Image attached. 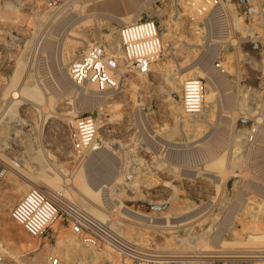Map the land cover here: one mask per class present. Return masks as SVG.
<instances>
[{"label":"rangeland","instance_id":"obj_1","mask_svg":"<svg viewBox=\"0 0 264 264\" xmlns=\"http://www.w3.org/2000/svg\"><path fill=\"white\" fill-rule=\"evenodd\" d=\"M206 1L138 0L134 7L119 6L113 14H108L124 19L125 24H129L133 16L137 20L156 21L163 56L151 65L147 76H138L117 54L118 88L107 94L108 91L82 86L95 91L100 97H108L78 109L80 105L76 104L79 103L80 92L66 78L68 64L93 44L109 49L107 40L113 37L117 41V29L121 25L111 17L93 15L96 10L93 5L101 3V0H65L56 9H48L43 0H0V118L11 117L9 128L0 125V136L19 164L25 162L24 166L36 168L37 165L31 164L29 158L36 152L43 165L50 166L51 176L53 174L57 179L55 187L60 201L74 203L88 215L95 212L94 216L90 215L93 218L98 213L103 214L102 220L100 216L94 219L112 225L111 228L121 238L155 256L157 261L163 260L159 264H264V167L261 164L262 153L256 150L255 144V132L258 130L256 120L262 115L264 106V0H224L221 18L215 6ZM247 7L257 8L258 14L247 15ZM48 43L50 49L45 50L44 45ZM79 43H82L81 46ZM207 53V68L223 81L222 85H215L210 95L211 88H208L205 75L197 74L199 59ZM63 60L65 66L62 69ZM215 62L220 63L222 71L214 67ZM185 65L190 72L186 70L180 73V67ZM185 73L205 83L206 101L202 113H206L200 112L205 119L200 117V113L187 115L182 111L181 86L189 77L179 86L169 79ZM15 74L19 79L11 87L10 79ZM56 74L64 79L68 90L70 87L73 90L70 88L69 93L61 90ZM26 81L34 82L28 83L41 91L44 101L36 104L24 100L15 104L16 107L12 106L13 101L19 99H16V95L12 96L13 91ZM28 83L25 86H29ZM48 84L50 87H46ZM223 97L231 103L226 104ZM50 98V102L46 103ZM9 108L13 110L11 116L8 114ZM16 120L35 128H14ZM91 120L99 124L93 150L75 151L69 141L75 137L79 126ZM180 120L188 123H180ZM219 129H224V142L221 146H213L214 151L211 148L208 151L210 138ZM99 150L108 151L106 154L114 159L115 177L119 176V183H122L113 185L117 190L114 189V192H118V188L121 192H118L120 195L116 200L112 201L109 197L108 203H114L108 206L109 209H104L102 204L92 201L84 191L78 190L79 186L81 190L88 187L82 158ZM206 150L211 154L207 155ZM152 159L155 163L175 168L174 174L161 167L154 170L151 167V163H154ZM217 159L222 162L219 166L215 164L219 161ZM26 160L27 165H31L27 166ZM132 161L139 163L138 172L128 169ZM19 168L8 172L0 180V252L5 264H50L49 256L57 258L60 264H124L117 254L106 247L82 244L63 222L56 221L39 239L30 238L13 223L9 210L30 188L27 186L29 178L36 176L32 168L26 170L24 176L19 173ZM139 173L143 176L139 182L135 180L137 183L134 185L132 180L134 187H127L125 182L130 181L131 184L130 179ZM205 173L219 178L214 180ZM36 177L43 181V178ZM166 205L174 209L183 207L185 211L180 212L185 213L176 218L168 215L172 218L165 225L166 221L161 219L163 215L158 214ZM190 205L193 207L190 208ZM184 216L189 221L186 222L188 229L174 232L172 226L180 222L174 223L172 219ZM170 223H173L172 226ZM187 235L190 236L188 240ZM71 237L75 242L71 241ZM69 242L79 248H72ZM211 251H215L214 254ZM252 251L257 253L252 254Z\"/></svg>","mask_w":264,"mask_h":264},{"label":"built area","instance_id":"obj_2","mask_svg":"<svg viewBox=\"0 0 264 264\" xmlns=\"http://www.w3.org/2000/svg\"><path fill=\"white\" fill-rule=\"evenodd\" d=\"M65 0H44L48 9H56ZM197 2L199 0H193ZM224 0H207L215 6L221 18ZM246 14H258V9L247 7ZM221 20V19H220ZM119 56L138 76H147L151 65L163 56L160 31L156 21L143 19L124 24L117 29ZM214 67L221 70L220 63ZM66 78L73 87L92 86L98 91H115L120 82L119 65L116 54L99 44H93L67 66ZM181 108L187 115H197L203 111L206 94L202 79L187 78L181 86ZM29 126L14 122V128ZM98 125L95 120L79 126L76 135L69 141L75 151L93 150ZM0 142V180L5 175L19 168V163ZM54 197V196H53ZM48 196L36 187H30L23 197L9 210V218L32 239L41 238L56 221L65 223L80 242L94 247H106L117 254L124 264H159L155 256L149 255L136 245L121 238L111 226L88 215L78 205L62 202L58 197ZM58 198V199H57ZM50 264H60L57 258L49 256ZM0 264H5L0 252Z\"/></svg>","mask_w":264,"mask_h":264},{"label":"bare ground","instance_id":"obj_3","mask_svg":"<svg viewBox=\"0 0 264 264\" xmlns=\"http://www.w3.org/2000/svg\"><path fill=\"white\" fill-rule=\"evenodd\" d=\"M44 1V0H43ZM102 2L101 3H98V4H96V5H93L94 7H96V8H94V9H96L95 11H93L94 12V14L93 15H96L97 17L98 16H100V18L101 17H103V16H107V17H111V18H113L115 21H117V23H119L120 25H124L125 24V21H123L124 19H122V18H117V17H115V16H110V15H108V14H113V12L114 11H116L117 9H118V7L119 6H123V8L125 7V8H131V7H134L136 4H137V1L138 0H101ZM92 2V1H91ZM140 2V1H139ZM44 3V2H43ZM64 3V2H63ZM96 3V2H95ZM94 3V4H95ZM45 5V4H44ZM90 6V5H89ZM92 6V5H91ZM140 7V6H139ZM58 8V7H57ZM137 8V7H136ZM93 9V8H92ZM125 10H127V9H125ZM118 12V11H117ZM55 13V12H54ZM57 13V12H56ZM219 13V12H218ZM123 14V13H122ZM222 14V13H221ZM124 16V15H123ZM129 16V15H128ZM105 18V19H108V18ZM122 17V16H121ZM126 17V16H125ZM131 17V16H130ZM212 16H210V18H211ZM62 18H63V16H62ZM217 18V17H216ZM130 19V18H129ZM57 20H59V19H57ZM102 20V19H101ZM104 20V19H103ZM137 20V18L135 17V16H133L130 20H129V22L128 23H131V22H134V21H136ZM211 20V19H210ZM213 20V19H212ZM209 21V20H208ZM50 22V21H49ZM61 28V27H60ZM50 31V30H49ZM47 32V31H46ZM57 35V34H56ZM113 38V37H112ZM112 38H108V40H107V43H108V46L110 47L109 48V50L111 51V52H113V53H115L116 54V57H117V54H119V49H118V43H117V41L115 40V39H112ZM78 40H80L81 38H77ZM48 42V41H47ZM46 42V43H47ZM51 43V42H50ZM84 43V42H83ZM80 44V43H79ZM82 44V43H81ZM81 44H80V46H81ZM77 46H79V45H77ZM79 46V47H80ZM83 48V47H82ZM44 49L45 50H48V49H50V44L48 43V44H46V45H44ZM112 49V50H111ZM116 49H117V51H116ZM115 50V51H114ZM208 59H209V56H208V53L207 54H205L204 56H202L200 59H199V62H198V67H197V69L199 70L198 71V75H199V73H200V75H205V78H206V81H207V85H208V88L210 87L211 88V93H209V95L210 94H212V92L215 90V85L216 84H218V85H222V83H223V81L220 79V78H218V77H216V76H214V74H213V72L212 71H210V69H208L207 68V64H208ZM210 62V61H209ZM67 63V62H66ZM182 64V63H181ZM176 65H178V63L176 64ZM179 65H180V63H179ZM64 66H65V63H64V60L61 62V68L63 69L64 68ZM183 66V65H182ZM186 66V65H185ZM193 66V65H192ZM191 66V67H192ZM179 67V66H178ZM37 69V68H36ZM189 67H183V68H181L180 67V69H179V72L180 73H183V72H185L186 70H188L189 71ZM196 70V69H195ZM45 71V70H44ZM197 71V70H196ZM196 71H194V72H196ZM35 72V71H34ZM123 72V71H122ZM190 72V71H189ZM188 72V73H189ZM38 73V72H37ZM44 73H46V71L44 72ZM188 73H185V74H182L181 76H176L175 75V77H172V80L171 79H169L170 80V82L172 81V82H174L173 84H175V86H179L180 85V83L185 79V78H187V77H192V75L191 74H188ZM50 74V73H49ZM57 75V74H56ZM61 75H62V73H61ZM40 77H41V73H40ZM43 77V76H42ZM39 78V77H38ZM57 83L62 87V89L61 90H65L67 93H69L71 90H70V88L72 89V87H70L69 88V90H68V87H67V84H65L66 82H64L63 80H62V78L59 76V75H57ZM19 78L16 76V74L14 75V77L13 78H11L10 79V86L12 87L13 86V84H15L16 83V81L18 80ZM45 79V78H44ZM46 81V80H45ZM29 82V81H28ZM27 81H26V83H23V85L22 86H19L18 87V89H16V91H13V93H12V96H17L16 97V99L17 98H19V99H17L16 101L14 100L13 101V105L12 106H15V104H19L21 101H31V102H34V103H36V104H41L42 103V101H44V99H45V97H43V94H41L38 90H37V88H36V86L35 85H29V83H28ZM32 82V81H31ZM52 82V81H51ZM54 82V81H53ZM28 83V85L29 86H25L26 84ZM34 83V82H33ZM33 83H30V84H33ZM43 84H45V83H43ZM55 84V83H54ZM171 84V83H170ZM169 84V85H170ZM47 86H49V84L48 85H46V87ZM54 86V85H53ZM171 86V85H170ZM50 87V86H49ZM55 88V87H54ZM85 88V87H84ZM83 87H77V90L80 92V95H79V100H77L79 103H77L76 105L78 106V105H80V107H78V109H80L81 108V106H83V107H87V106H89V105H92L95 101H97L98 99H105V98H107L108 96H101L100 97V95L98 94V95H96L95 93V91H92V90H90V89H84ZM209 88V89H210ZM43 89V88H42ZM52 89H53V87H52ZM55 89H57V88H55ZM177 88H175V90H176ZM179 89V88H178ZM9 89H7V91H8ZM50 90V89H49ZM48 90V91H49ZM73 90V89H72ZM172 90H173V88H172ZM47 91V92H48ZM57 91V90H56ZM45 92V91H44ZM46 92V93H47ZM86 92H88V94H86ZM98 92V91H97ZM122 92V91H121ZM210 92V91H209ZM50 93H51V90H50ZM61 93V92H60ZM111 93V91H108V93L107 94H110ZM124 93V92H123ZM58 94V93H57ZM56 94V95H57ZM122 94V93H121ZM125 94V93H124ZM123 94V95H124ZM117 95V94H116ZM126 95V94H125ZM209 95H207V96H209ZM60 96V95H59ZM121 96V95H120ZM212 96V95H211ZM215 96H217V95H215ZM47 97H49V96H47ZM51 97V96H50ZM111 97V96H110ZM122 97H124V96H122ZM213 97V96H212ZM212 97H208L207 99H212ZM224 98V97H223ZM12 99V98H11ZM205 99V98H204ZM215 99H217L216 101H218V98H215ZM214 99V100H215ZM48 100H51V98L50 99H47V101H46V103L48 102H50V101H48ZM213 100V101H214ZM223 100H225V98L223 99ZM206 101V100H205ZM204 101V102H205ZM215 101V102H216ZM234 101V100H233ZM75 102V101H74ZM208 102H212V101H208ZM71 103V102H70ZM225 103L226 104H229V103H231L230 102V100H225ZM170 104H171V102H170ZM210 104H212V103H210ZM216 104V103H215ZM218 105V104H217ZM222 105V104H221ZM50 106H51V104H50ZM213 106V105H212ZM16 107V106H15ZM14 107V108H15ZM48 107V106H47ZM174 107V106H173ZM208 107V106H207ZM230 107V106H229ZM10 108H11V105H10ZM8 109V114L11 116V112L13 111L12 109ZM13 108V109H14ZM212 108H214V107H212ZM228 108V107H227ZM48 109H49V107H48ZM51 109V108H50ZM174 109H175V107H174ZM226 109V108H225ZM262 115L260 116V118L258 117L257 119L258 120H256V122H257V125H258V130L255 132V141H256V147H257V149L256 150H259L261 153H262V159H261V164H262V166L264 167V106L262 107ZM53 110V109H52ZM172 110H173V108H172ZM46 111V110H45ZM49 111V110H48ZM231 111V110H230ZM229 111V112H230ZM53 112V111H52ZM176 112V111H175ZM208 112V111H207ZM15 113V112H14ZM202 113V112H201ZM201 113L199 114V115H201ZM203 113H206V112H203ZM202 113V114H203ZM6 114H7V112H6ZM50 114H53V113H51L50 112ZM49 114V115H50ZM63 114V113H62ZM68 114V113H67ZM14 115V114H13ZM207 115V114H206ZM46 116H48V115H46ZM45 116V117H46ZM68 116H70V113H69V115ZM177 116V115H176ZM175 116V117H176ZM208 116V115H207ZM52 117V116H51ZM58 117V116H57ZM64 117H66V115L65 116H63L62 117V119H64ZM183 117V116H182ZM200 117H202V118H204V116L203 115H201ZM230 117V116H229ZM4 119H1V127L2 128H9V126H10V124H11V122H9L10 120V118H8V119H5V117H3ZM48 118V117H47ZM178 118V117H177ZM61 119V120H62ZM66 119V118H65ZM176 119V118H175ZM179 119V118H178ZM184 119V118H183ZM187 119H190V118H187ZM186 119V120H187ZM192 119V118H191ZM197 119V118H196ZM201 119V118H200ZM205 119V118H204ZM186 120H184V121H186ZM193 120V119H192ZM192 120H190L191 122H192ZM198 120V119H197ZM208 120V119H207ZM64 121V120H63ZM181 121L182 120H180V123H181ZM184 121H182V123L184 122ZM190 121H189V123H190ZM206 121V120H205ZM21 122V121H20ZM196 124H197V121H194ZM202 122V121H201ZM206 122H208V121H206ZM30 123H31V121H30ZM100 123V122H99ZM186 123H188V121H186ZM198 123H200V122H198ZM14 124V123H13ZM25 124V123H24ZM23 124V125H24ZM29 124V123H28ZM34 124V123H33ZM32 124V125H33ZM185 124V123H184ZM190 124H193V123H190ZM206 124V123H205ZM99 125V124H98ZM36 126V125H35ZM106 126V125H105ZM1 127H0V129H1ZM34 127V126H33ZM33 127H31L30 125H29V129H32ZM35 128V127H34ZM100 128V127H99ZM5 129H3V131L5 130ZM100 129H102V128H100ZM225 129V128H224ZM224 129H219L220 131L219 132H216V135H214L213 136V138H210V144L208 143V151H210L211 149L213 150V146H221V144L224 142V139H225V133H224ZM105 130V129H104ZM103 130V131H104ZM19 132V131H18ZM101 132V131H100ZM28 133V132H27ZM101 133H103V132H101ZM107 135V134H106ZM156 136V135H155ZM230 136V135H229ZM31 137V136H30ZM103 137V136H102ZM101 137V138H102ZM107 138H108V136H107ZM228 138V137H227ZM230 138H231V136H230ZM103 140V139H102ZM107 141H108V139H107ZM0 142H2V137L0 136ZM37 142V141H36ZM34 143V142H33ZM40 143V142H39ZM102 143H104V142H102ZM107 143V142H106ZM105 143V144H106ZM111 143V142H110ZM117 143V142H116ZM185 143V142H184ZM184 143H183V145H184ZM5 144V143H4ZM37 144V143H36ZM107 144H109V143H107ZM112 144V143H111ZM113 144H115V143H113ZM112 144V145H113ZM182 144V143H181ZM195 145V144H194ZM194 145H191V146H194ZM198 145V144H197ZM105 145H103V147H104ZM117 146H119L118 144H117ZM114 147V146H113ZM116 148V147H115ZM211 148V149H210ZM31 149V148H30ZM103 149V148H102ZM108 149V148H107ZM110 149V148H109ZM114 149V148H113ZM216 149H218V148H216ZM104 150H105V147H104ZM116 151V150H115ZM214 151V150H213ZM216 151V150H215ZM108 152V151H107ZM106 152V153H107ZM205 152V151H204ZM40 153V152H39ZM105 153V151L103 152V150L102 151H100L99 150V152H96V153H92V154H88V155H84V157L82 158V163H83V168H84V170H85V172H86V179H87V185H88V187L87 188H84L83 189V187H82V189L83 190H81V187L79 186V188H78V190L79 191H81V192H85L86 194H87V196H89L91 199H92V201H95V202H99L100 204H102L103 205V207H104V209L105 208H108L109 209V205L110 204H112V203H108V199H109V197H111V199H112V201L113 200H116L117 198H118V192L120 191L119 190V188H118V192H114V187H113V185H115L116 186V183H119V181L121 180L120 178H119V176H118V178H116L115 177V170H116V168H115V163H114V159H112V157H109L107 154ZM122 153V152H121ZM129 153H130V151H129ZM205 153H207V150H206V152ZM210 153V152H209ZM209 153H207V155L209 154ZM213 153V152H212ZM35 154H36V152H35ZM33 155L32 154V157L30 156L29 158L31 159V164H35V165H37L36 166V168H32V166H30V167H26V166H24L25 165V162H24V164H19V166L21 167V168H19L18 170H19V173L21 174V175H23L24 176V172L26 171V170H28V169H31L32 168V170H34L33 171V174L34 175H36V176H39L40 178H43L42 180L44 181H41L39 178H37L36 176L34 177L33 176V178H29V184H27V186L28 187H36V188H38V189H40L41 191H43V192H45L48 196H54V197H58V190H56V184H55V180H57L56 178H54V176H53V174H52V176H51V173L49 172V167L46 165V164H44L43 165V163L41 162V160L39 159V157H37V154L36 155ZM128 154V153H127ZM211 154V153H210ZM258 154V156H260L259 155V152L257 153ZM255 155H256V153H255ZM38 156H39V154H38ZM128 156L129 155H127V160H128V162L130 161L129 160V158H128ZM41 157V156H40ZM126 157V156H125ZM156 157H158V156H156ZM21 158V157H20ZM121 158H122V156H121ZM120 158V159H121ZM140 158V157H139ZM150 158V157H149ZM23 159V158H22ZM29 159V160H30ZM119 159V160H120ZM123 159H125V158H123ZM137 159V158H136ZM161 159V158H160ZM122 160V159H121ZM140 160V159H139ZM141 160H143V159H141ZM151 160V158L149 159V161ZM153 160V159H152ZM217 160H219V159H217ZM23 161V160H22ZM79 161V160H78ZM80 162V161H79ZM127 162V161H126ZM133 162V161H132ZM137 162V161H136ZM136 162H133L131 165H130V167L128 168L129 170H130V172L131 171H136V172H138V170H137V168L139 167L138 166V164L136 163ZM139 162H141V161H139ZM147 162V161H146ZM151 162H154V160L153 161H151ZM160 162V161H159ZM163 162V160H161V163ZM164 162H166L165 160H164ZM23 163V162H22ZM82 163H81V165H82ZM129 163H131V161L129 162ZM143 163V162H142ZM217 163V164H216ZM31 164H29V165H31ZM123 164H124V162H123ZM171 164V163H170ZM215 164L217 165V166H219L220 164H222V162L219 160L218 162H215ZM26 165H27V160H26ZM29 165H27V166H29ZM125 166H126V164H124ZM123 165V166H124ZM146 165H148L147 163H146ZM172 165V164H171ZM143 167H144V165H143ZM142 167V168H143ZM151 167L154 169V170H157L158 168H163V169H165V171L166 172H168V173H172L173 172V169L175 170V168H173L172 169V167L170 166V165H165V164H158V162L157 163H151ZM125 168V167H124ZM126 168H127V166H126ZM145 168V167H144ZM146 168H148V167H146ZM202 169H204V168H202ZM206 169V168H205ZM15 170H16V168H15ZM126 170V169H125ZM124 170V171H125ZM208 170V169H207ZM45 171V174L43 173ZM50 171H52V170H50ZM121 171V170H120ZM128 171V170H127ZM143 171V170H142ZM204 171V170H203ZM206 171V170H205ZM53 172V171H52ZM63 172H65V171H63ZM129 172V173H130ZM152 172V171H151ZM166 172H165V174H166ZM201 172H202V170H201ZM208 172H210V171H208ZM222 172V171H221ZM46 173L47 174H49L50 173V175H46ZM67 173V172H66ZM154 173V172H153ZM152 173V174H153ZM164 173V172H163ZM175 173H177L176 171H175ZM68 174H69V172H68ZM133 174V173H132ZM146 174V173H145ZM173 174H174V172H173ZM172 174V175H173ZM178 174V173H177ZM176 174V175H177ZM200 175L202 174V173H199ZM216 174V173H215ZM220 174H222V173H220ZM129 175V174H128ZM159 175H160V173H159ZM170 175V174H169ZM71 176V175H70ZM69 176V177H70ZM122 176H123V174H122ZM135 176V175H134ZM134 176L132 177L133 179H130L131 181L133 180L134 181V183H133V181L131 182V184L129 183V182H125V185H127V187H129V188H133L134 187V185H135V182L137 181V182H139V180H140V178L141 177H143L140 173L139 174H137V176H135V178H134ZM204 176V175H203ZM205 176H207V177H211L212 179H214V180H216V177H218V176H215V175H213V174H209V173H205ZM66 176H64V178H65ZM128 177V176H127ZM147 177V176H146ZM146 177H144V178H146ZM166 177V176H165ZM7 178V177H6ZM121 178H123V177H121ZM144 178H142V179H144ZM169 178V177H168ZM194 178V177H193ZM201 178V177H200ZM219 178V177H218ZM170 179H171V177H170ZM175 179H177V178H175ZM28 180V179H27ZM136 180V181H135ZM145 180V179H144ZM147 180H148V178H147ZM150 180V179H149ZM59 181H60V178H59ZM143 181V180H142ZM141 181V182H142ZM64 182V181H63ZM62 182V183H63ZM121 182V181H120ZM136 182V183H137ZM150 182V181H149ZM163 182V181H162ZM23 183V182H22ZM41 183V184H40ZM71 183H72V181H71ZM78 183H80V182H78ZM128 183H129V185H128ZM134 185H133V184ZM143 183H145V181H143ZM167 183V182H166ZM190 183V182H189ZM193 183V182H192ZM25 184V183H24ZM42 184L43 185H45V186H47L48 188H46V187H44V186H42ZM61 184V183H60ZM81 184V183H80ZM119 184H122V183H119ZM118 184V185H119ZM163 184H165L164 182H163ZM168 184V183H167ZM166 184V185H167ZM64 185V184H63ZM74 185V184H73ZM117 185V186H118ZM124 185V186H125ZM252 185V184H251ZM85 186V185H84ZM78 187V186H77ZM141 187V186H140ZM143 187V186H142ZM150 187V186H149ZM163 187V186H162ZM168 187H170V186H168ZM123 188V187H122ZM135 188L137 189V187L135 186ZM134 188V189H135ZM253 188H254V186H253ZM255 188H256V186H255ZM121 189V188H120ZM139 189V188H138ZM141 189V188H140ZM166 189V188H165ZM116 190V189H115ZM163 191H164V189H162ZM49 191V192H48ZM117 191V190H116ZM124 191V190H123ZM132 191V193H133V190H131ZM136 191V190H135ZM134 191V192H135ZM155 191H157V190H155ZM170 191V190H169ZM78 192V191H77ZM83 192V193H84ZM121 192V191H120ZM128 192H130V191H128ZM154 192V191H153ZM170 193V192H169ZM51 194V195H50ZM123 194V193H122ZM135 194V193H134ZM137 194V193H136ZM82 195V194H81ZM84 195V194H83ZM120 195V194H119ZM174 195V194H173ZM51 196V197H52ZM53 197V198H54ZM89 197H88V199H89ZM174 197V196H173ZM85 198V197H84ZM167 198H170V197H168L167 196ZM58 199V198H57ZM110 200V199H109ZM168 200H170V199H168ZM172 200H174V199H172ZM77 201V200H76ZM89 201V200H88ZM84 202V201H83ZM169 202V201H168ZM173 202V201H172ZM5 203V202H4ZM82 203V202H81ZM85 203V202H84ZM99 203H97V204H99ZM175 203H176V201H175ZM114 204V203H113ZM120 204V203H119ZM171 204V203H170ZM174 204V203H173ZM172 204V205H173ZM177 204V203H176ZM176 204H174V205H176ZM1 205H3L4 206V204L2 203ZM6 205H7V203H6ZM83 205V204H82ZM81 205V206H82ZM117 205H118V202H117ZM185 205V204H184ZM188 205V204H187ZM88 206V205H87ZM115 205H112V207H114ZM161 206V205H160ZM181 206H182V204H181ZM180 206V207H181ZM116 207V206H115ZM114 207V208H115ZM191 207H193L192 205H190V208ZM1 208V207H0ZM85 208H86V206H85ZM183 207H181V208H175L174 209V207H169V208H167V205H166V207H165V209H163V208H161V209H163V211H161L158 215H163L162 217H161V219H163V220H165L166 222V224L165 225H168L167 224V222H169L170 221V219L172 218H170L168 215H171V216H175L174 218H176V216H178V215H180V217H181V214H183L184 215V213L185 212H180V211H182V210H184L185 211V209H182ZM186 208V207H185ZM5 209H7V208H5ZM4 209V210H5ZM89 208H87V210H88ZM110 209H111V206H110ZM116 209V208H115ZM126 209V208H125ZM187 209V208H186ZM198 209V208H197ZM86 210V211H87ZM93 210V209H92ZM91 210V211H92ZM117 210V209H116ZM160 210V209H159ZM89 211V210H88ZM124 212H125V210H123ZM187 211V210H186ZM193 211V210H192ZM90 212V211H89ZM115 212V211H114ZM127 212V211H126ZM95 213V212H94ZM94 213H90V215L92 214H94ZM196 213V212H195ZM198 213H199V211H198ZM116 214H118L119 215V213H117L116 212ZM121 214V213H120ZM128 214V213H127ZM135 214V213H134ZM186 214H189V215H191L190 213H186ZM95 215V214H94ZM93 215V216H94ZM97 215V214H96ZM102 215L103 214H100L99 215V213H98V216L97 217H99L100 216V218L102 217ZM122 215V214H121ZM126 215V214H125ZM139 215V214H138ZM155 215V214H154ZM197 215V214H196ZM128 216H129V214H128ZM131 216H132V214H131ZM135 216V215H134ZM199 216V215H198ZM97 217H94V218H97ZM106 217V216H105ZM122 218L123 217H125V216H121ZM160 217V216H159ZM158 216H157V218H159ZM185 218H181V219H172V222H174V223H178V222H180V223H178V224H175V225H173L172 226V224L173 223H170L171 224V226H172V228L174 229V232H179L180 230H185V229H188V228H186V226H187V223L186 222H189V221H186V217L187 216H184ZM191 217V216H190ZM193 217V216H192ZM202 217H204V216H202ZM201 217V218H202ZM99 218V219H100ZM129 218V217H128ZM136 218V217H135ZM138 218H140V217H138ZM196 218H197V216H196ZM204 218H206V217H204ZM106 219V218H105ZM109 219V218H108ZM107 219V220H108ZM124 219H126V218H124ZM154 219V218H153ZM194 219V218H193ZM101 220H102V218H101ZM101 220H99V221H101ZM110 220V219H109ZM112 220V219H111ZM118 220V219H117ZM117 220H116V222L115 223H117ZM201 220V219H200ZM199 220V221H200ZM202 220H204V219H202ZM104 221V220H103ZM113 221H114V219H113ZM128 221V220H127ZM126 221V222H127ZM160 221V220H159ZM112 222V221H111ZM164 222V221H163ZM195 222V221H194ZM156 223H157V221H156ZM159 223H161V222H159ZM169 224V225H170ZM53 225V224H52ZM51 225V226H52ZM165 225H164V230H165ZM112 226V225H111ZM115 227V226H114ZM157 227V226H156ZM192 227V226H191ZM191 227H189V228H191ZM199 227V226H198ZM112 228H113V226H112ZM116 228V227H115ZM166 228H167V226H166ZM169 228V227H168ZM157 229H159V227L157 228ZM170 229V228H169ZM173 229H171V230H173ZM193 229V228H192ZM159 230H161V228L159 229ZM190 230V229H189ZM118 231V230H117ZM121 230H119V232H120ZM158 231V230H157ZM167 231V230H166ZM192 231V230H191ZM194 231V230H193ZM192 231V232H193ZM122 232V231H121ZM159 232V231H158ZM192 232H190L191 234H192ZM126 233V232H125ZM184 233V232H183ZM190 233H189V235H190ZM127 234V233H126ZM126 234H124V236L126 235ZM171 235H173V233L171 234ZM170 235V236H171ZM185 235V234H184ZM72 236V235H71ZM127 236V235H126ZM136 236V235H135ZM176 236V235H175ZM174 236V237H175ZM188 236V235H187ZM191 236V235H190ZM190 236H188L187 237V240H188V238L190 237ZM70 237V236H69ZM69 237H68V240L70 241V239H69ZM128 237V236H127ZM126 237V238H127ZM177 237V236H176ZM192 237V236H191ZM64 238H66V237H64ZM130 238V237H129ZM186 239V237L184 236L183 237V239ZM134 239H135V237H134ZM180 239H182V238H180ZM185 239H184V241H185ZM61 240V239H60ZM67 240V241H68ZM176 240H177V238H176ZM71 241H74V240H72V237H71ZM181 241V240H180ZM179 241V242H180ZM75 242V241H74ZM183 242V241H182ZM70 243V242H69ZM178 243V242H177ZM176 243V244H177ZM187 243V242H186ZM180 244H181V242H180ZM184 244H185V242H184ZM69 245V244H68ZM178 245V244H177ZM187 245V244H186ZM189 245H191L190 243H189ZM70 246H72V248H74V246H73V244L72 243H70ZM182 246H184L183 244H182ZM188 246V245H187ZM75 247H77V246H75ZM81 247V246H80ZM173 247H176V246H173ZM178 247H179V245H178ZM177 247V248H178ZM190 247V246H189ZM189 247H187V248H189ZM192 247V246H191ZM77 248H79V247H77ZM68 249H70V248H68ZM75 249V248H74ZM180 249V248H179ZM88 250V249H87ZM85 252H86V250H84ZM215 251H217V250H215ZM214 251V252H215ZM219 251V250H218ZM258 251V250H257ZM260 251H261V249H260ZM259 251V252H260ZM191 252V251H190ZM212 252V251H211ZM214 252H212L213 254H214ZM224 252V251H223ZM222 252V253H223ZM244 252V251H243ZM251 252V251H250ZM179 253V252H178ZM181 253V252H180ZM184 253V252H183ZM221 253V252H220ZM220 253H218V254H220ZM241 253V252H240ZM247 253V252H246ZM253 253H257L256 251L255 252H253L252 251V254ZM261 253H262V251H261ZM208 254H209V252H208ZM249 254V253H248ZM251 254V253H250ZM210 255V254H209ZM161 257H163V256H161ZM166 257V256H165ZM207 257V256H206ZM176 258H179L180 259V257H176ZM182 259V258H181ZM177 260V259H176ZM163 260H161L160 259V261L159 262H162ZM175 261V260H174ZM180 261V260H179ZM185 263V262H184ZM182 264V263H181Z\"/></svg>","mask_w":264,"mask_h":264}]
</instances>
